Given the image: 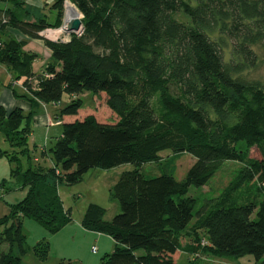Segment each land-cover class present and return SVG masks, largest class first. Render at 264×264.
Returning <instances> with one entry per match:
<instances>
[{"label":"trees","instance_id":"1","mask_svg":"<svg viewBox=\"0 0 264 264\" xmlns=\"http://www.w3.org/2000/svg\"><path fill=\"white\" fill-rule=\"evenodd\" d=\"M2 1L0 63L15 79L23 77V96L58 103L65 94H104L115 119L92 112L76 117L84 104L79 96L63 105L56 119L75 118L62 122L61 135L44 148L52 160L46 166L34 161L29 145L33 111H7L0 104V135L10 146L0 156L14 164V181H0V198L28 189L0 217V242L9 244L8 251L0 250V264H23L22 254L30 249L24 218L50 233L71 222L60 186L82 181L93 168L123 163L135 168L111 187L120 212L107 221L106 209L90 203L82 218L85 229L115 240L100 264H197L201 254L264 256V81L248 73L261 66L264 0H68L81 13L83 29L68 41L43 38L52 55L40 73L33 71L38 55L24 48L25 41L2 33L12 26L42 38L40 31L62 24L66 0H52L54 22L20 17V10L29 11L27 0ZM252 147L261 158L250 156ZM167 149L196 158L184 179L142 172L144 163L161 162L160 152ZM224 161L241 165L218 195L196 208L199 198L187 195L190 187L207 184ZM33 251L46 260L49 244L41 241ZM179 251L194 258L179 262Z\"/></svg>","mask_w":264,"mask_h":264},{"label":"rangeland","instance_id":"2","mask_svg":"<svg viewBox=\"0 0 264 264\" xmlns=\"http://www.w3.org/2000/svg\"><path fill=\"white\" fill-rule=\"evenodd\" d=\"M73 4V3H72ZM74 5V4H73ZM65 6L63 7V16L65 15ZM178 18L187 22L188 19L183 14H178ZM261 52V66L254 71H249L250 77L264 81V50ZM84 100V104L76 117L81 118L91 113L93 109L99 118L112 122L115 119V113L106 105L105 95H95L92 92L85 91L79 95ZM62 105L70 102L67 96ZM52 133H58L61 125L53 123ZM48 128L44 125H33V137L29 138V145L33 156L40 158V162L50 166V157L44 152L46 135ZM52 137V136H51ZM35 143L37 145H35ZM241 143H243L241 141ZM48 148V144H46ZM9 143L0 135V150L8 149ZM161 162H148L141 166L144 174L155 177L162 173H173L177 180L185 178L189 168L195 162L196 158L190 153L184 152L174 154L171 150L160 152ZM250 156L261 158L262 154L257 147H252ZM34 158V157H33ZM26 164L27 160H25ZM14 164L6 156H0V181L8 179L14 181L11 177V169ZM241 164L236 161H224L220 169L210 178L207 184L203 186H191L189 196L198 197L199 201L196 208H199L204 199L218 195L223 188L232 180ZM135 168L133 163H123L112 168H93L84 177L82 181L71 185H62L59 188L63 204L69 209L71 222L65 228L50 233L41 223L31 218H24L23 230L27 235L26 245L30 248L22 254L23 264H100L101 259L110 254L115 249V240L107 234H98L85 231L82 226V218L85 210L90 203H98L106 209L104 219L107 221L120 212V205L117 199L112 196L111 187L117 182L122 172ZM27 188L15 189L3 193L6 195L5 201L17 202L27 194ZM8 205V203L6 202ZM9 206V205H8ZM187 239L184 238V241ZM45 241L49 244V255L46 260H40L35 255L33 247L39 242ZM93 247L96 251L93 252ZM0 250L8 251L9 244L0 242ZM145 253L144 249H139L138 254ZM191 256L189 254L176 253L175 259L179 262H186ZM192 259L194 256L191 257ZM197 264H264V256L257 260L254 255L245 254L242 256H216L201 254L195 257Z\"/></svg>","mask_w":264,"mask_h":264},{"label":"crops","instance_id":"3","mask_svg":"<svg viewBox=\"0 0 264 264\" xmlns=\"http://www.w3.org/2000/svg\"><path fill=\"white\" fill-rule=\"evenodd\" d=\"M52 0H27L26 10L28 13H25L23 10L19 11V16L24 19H32L38 17L46 18L49 22H54L56 19V11L51 7ZM6 4L2 0H0V8H5ZM3 38L14 37L18 40L25 41V49L31 52H34L38 55V57L33 62V71L35 73H40L44 70L46 64L51 60V50L46 45L45 39L43 38H31L22 31L12 27L7 26L2 33ZM17 94H16V92ZM27 90L23 85V77L20 79H15L12 71L3 63H0V104L5 107L7 111H11L15 108H21L24 112L29 113L33 111V119H32V132L30 137H33V125H44L48 128V133L46 135L45 147L46 144L50 145L51 142L55 141L57 137L61 135V130L58 133H52V124L55 123L60 125L62 122H66L72 120L75 117L72 116H63L62 118H57L56 116L63 106L64 98L67 96L68 100H72L79 95H67L65 94L62 98L61 102L58 103H44L38 101L34 98V102H32L27 97H24V94H27ZM90 112L97 115L95 110H91ZM98 116V115H97ZM52 136V137H51ZM35 145H37L35 143ZM34 161L39 162L40 158L35 156ZM24 165L26 162H23ZM50 165H52V160L50 159ZM61 196V195H60ZM6 195H2L0 198V217L7 215L10 211L7 203H13L9 201H5ZM66 208V206L64 205ZM67 209V208H66ZM66 227V226H65ZM64 227V228H65ZM63 229V228H62ZM61 229V230H62ZM85 229V228H84ZM88 231V230H85ZM91 233H95L94 231H88ZM97 233V232H96ZM95 233V234H96ZM103 235L102 233H98ZM177 253V252H176ZM175 253V255H176ZM180 254H182L179 251ZM174 255V257H175Z\"/></svg>","mask_w":264,"mask_h":264},{"label":"built area","instance_id":"4","mask_svg":"<svg viewBox=\"0 0 264 264\" xmlns=\"http://www.w3.org/2000/svg\"><path fill=\"white\" fill-rule=\"evenodd\" d=\"M68 2H70V1H68V0L65 1L66 4ZM66 28H67L66 17L64 15L63 19H62V24L59 27H47V28L43 29L42 31H40V36L42 38H45L48 40H53V41H68L70 39L72 32L68 31ZM81 31L82 30L77 31L75 33L79 34V33H81ZM202 244L206 245L207 241L203 239ZM95 251H96V247H93V252H95Z\"/></svg>","mask_w":264,"mask_h":264},{"label":"bare ground","instance_id":"5","mask_svg":"<svg viewBox=\"0 0 264 264\" xmlns=\"http://www.w3.org/2000/svg\"><path fill=\"white\" fill-rule=\"evenodd\" d=\"M81 13L78 11L75 5L68 2L65 6V17L67 22L74 20L75 18H81Z\"/></svg>","mask_w":264,"mask_h":264},{"label":"water","instance_id":"6","mask_svg":"<svg viewBox=\"0 0 264 264\" xmlns=\"http://www.w3.org/2000/svg\"><path fill=\"white\" fill-rule=\"evenodd\" d=\"M66 25H67L66 29L68 31H71L72 33H75L83 29L82 21L80 18H75L74 20L70 22H67L66 20Z\"/></svg>","mask_w":264,"mask_h":264}]
</instances>
